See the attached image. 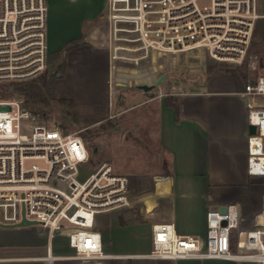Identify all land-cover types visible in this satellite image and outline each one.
<instances>
[{"label":"built area","instance_id":"1","mask_svg":"<svg viewBox=\"0 0 264 264\" xmlns=\"http://www.w3.org/2000/svg\"><path fill=\"white\" fill-rule=\"evenodd\" d=\"M260 16L257 0H109V92L154 84L156 62L169 56L202 54L257 72L245 95L264 97L260 57L251 52ZM47 0H0V84L39 75L48 60ZM167 65V64H166ZM165 71V70H164ZM166 73V72H165ZM248 173L264 176V105L249 103ZM90 154L79 130L51 125L43 112L20 96L0 99V229L18 227L24 218L48 236L46 264L76 263L109 257L155 259H228L264 264V231L248 230L233 246L239 207L235 203L208 213L204 238L182 234L172 221L139 215L141 198L158 194L145 176L121 174L104 161L86 173ZM133 229L148 248L108 253L104 230ZM67 235L70 254H57L56 234ZM138 243V241H137ZM238 248V249H237Z\"/></svg>","mask_w":264,"mask_h":264},{"label":"crops","instance_id":"2","mask_svg":"<svg viewBox=\"0 0 264 264\" xmlns=\"http://www.w3.org/2000/svg\"><path fill=\"white\" fill-rule=\"evenodd\" d=\"M108 2L109 0H47L49 53H65L63 48L72 46L65 53V69L59 73V79L53 82L51 96L71 100L73 110L70 112V122L74 130H82L105 121L113 114L109 92ZM257 8L260 16L253 28L251 48L260 57L258 72L264 75V0H257ZM154 59L157 70L162 69L164 65L160 59L157 60L156 56ZM256 75L257 72H253L240 83L229 73H216L187 86H172V90L167 93H159L150 99L155 101L153 107L156 108L155 140L160 148L159 152H162L163 167L165 168L166 163L168 173L130 174H148V187L151 188V183L156 180V187L161 188L162 194L158 202L153 200L154 197H159L155 194L142 197L138 206V213L145 217L147 227L150 218L157 217L158 220L174 222L182 234L204 238L208 229V213L235 203L240 211L238 227L232 233L235 248L238 241L244 240L248 230L264 231V176H252L248 173L249 103L264 105V97L242 93L246 83L253 81ZM129 90L140 91L141 96L151 92L137 87L121 91ZM168 95L176 98L178 110L167 104ZM116 232L117 230L108 229L103 232L104 248L108 253H132L149 246L147 241L143 246L134 243L133 251H112L109 249L107 234ZM59 236L66 246L60 251L53 241V249L61 253L72 252L67 235L61 233ZM121 236L117 237V242L123 248L126 243L123 241L124 236ZM131 236L137 241L134 232ZM44 255H4L0 256V262L44 261ZM68 264L257 263L228 259L109 257Z\"/></svg>","mask_w":264,"mask_h":264},{"label":"rangeland","instance_id":"3","mask_svg":"<svg viewBox=\"0 0 264 264\" xmlns=\"http://www.w3.org/2000/svg\"><path fill=\"white\" fill-rule=\"evenodd\" d=\"M201 7L210 6L211 0H198ZM250 51L253 52L250 47ZM67 52V50H66ZM65 52V53H66ZM64 52L57 54H48L47 65L45 69L37 76L18 81V83H1V88L5 91L2 98H12L20 96L15 91L19 84H41L44 80H52L49 90L43 89L42 95L37 102L28 103L31 108L39 109L43 112L46 120L51 125H56L63 130H74L71 125L70 119L73 110V103L60 101L59 99L51 96V87L55 80L59 79V73L63 72L66 64V54ZM159 55H156L158 60ZM164 67L155 70V78L162 74H166L164 83L158 85L154 91L142 95L140 91H117L115 94H110L112 98V111L111 117L79 130L84 138L88 147L90 159L88 164L84 166V172L91 171L104 161H108L114 167V170L121 174L131 173H165L163 167L162 152L157 147L156 138V108L153 107L155 101H150L154 96L159 93H167L172 90V86H187L191 83L199 82L206 77L216 75V73H229L232 75L231 68L236 69V74L246 80V75L252 74L253 70L248 65V62L242 66L228 65L225 63L217 62L204 53L200 58L195 56L180 55L169 56L162 59ZM167 64V65H166ZM165 70V71H164ZM166 72V73H165ZM245 75V76H244ZM234 76V75H233ZM163 90V92H162ZM154 92V93H153ZM25 99V98H24ZM65 100V99H63ZM154 108V109H153ZM155 167H158L156 169ZM154 169V172L149 170ZM149 172H148V171ZM146 176L148 174H145ZM139 175V176H145ZM138 176V175H137ZM158 181V180H157ZM160 188V187H159ZM161 189V188H160ZM158 202V200H155ZM120 233V234H119ZM126 233V234H125ZM133 229L123 228L118 229L115 233H108L109 249L124 250L129 249L133 251V245L143 241L141 239L134 240ZM123 235V241L126 245L123 248L119 247L117 237ZM122 237V236H121ZM60 250L66 245L59 236L55 235L52 242ZM48 236L46 231L41 229L38 225L18 226L8 229H0V256L4 255H17L23 256L25 254H46L48 247ZM131 247V248H130ZM57 254H70L57 252ZM62 251V250H60ZM63 264L61 262H57ZM72 263V262H67ZM0 264H46L45 261H1Z\"/></svg>","mask_w":264,"mask_h":264},{"label":"trees","instance_id":"4","mask_svg":"<svg viewBox=\"0 0 264 264\" xmlns=\"http://www.w3.org/2000/svg\"><path fill=\"white\" fill-rule=\"evenodd\" d=\"M70 47H72V46L71 45L70 46H65L62 51H66ZM240 66H242V65H240ZM231 70H234V71H231V72H232V75L235 76L237 81H239L240 83L244 81V79H242L241 77H239L236 74V72H235L236 69L231 68ZM245 75L244 76L247 78V74H245ZM51 81L52 80H44L40 85L35 83V84H32L31 86H26V84H24V83L23 84H19L15 88V91L25 98L26 105L28 107H30V105L28 103L37 102L39 100L40 96L42 95L43 89L49 90ZM9 83L10 84L11 83H15L16 84V83H18V81L9 82ZM4 93H5V91L1 88V84H0V96H3ZM60 101L67 102V103L71 102V100H67V99H65V100L61 99ZM166 102H167V104L174 106L175 109L178 110V103H177V100H176V98L174 96L168 95L166 97ZM37 110H39V109H37ZM164 166H165V173H168V170L166 168V163H164Z\"/></svg>","mask_w":264,"mask_h":264},{"label":"water","instance_id":"5","mask_svg":"<svg viewBox=\"0 0 264 264\" xmlns=\"http://www.w3.org/2000/svg\"><path fill=\"white\" fill-rule=\"evenodd\" d=\"M165 76H166V74H162V75L158 78L157 82L154 83V84H138V85H137V88L140 89V90H143V91H145V92H147V91H151V90H153L154 88H156L158 85H160V84L163 83V81H164V79H165ZM255 130H256V127H255L254 125H250V133H254ZM220 210L223 211V212L226 211V206H225V205L222 206V207L220 208ZM34 224H36L35 221L28 220V219L24 218V219H23L19 224H17L16 226H28V225H34ZM14 227H15V226H14Z\"/></svg>","mask_w":264,"mask_h":264}]
</instances>
